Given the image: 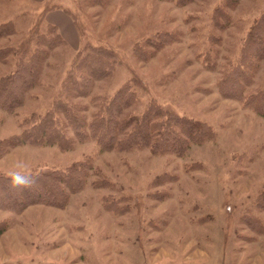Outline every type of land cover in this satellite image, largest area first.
<instances>
[{
  "label": "rangeland",
  "instance_id": "obj_1",
  "mask_svg": "<svg viewBox=\"0 0 264 264\" xmlns=\"http://www.w3.org/2000/svg\"><path fill=\"white\" fill-rule=\"evenodd\" d=\"M45 10L69 18L77 41L62 22V42L47 51L38 83L13 114L0 110V175L79 164L86 180L62 208L0 210L6 226L0 264H264V110L248 99L264 89V55L250 57L249 79L240 81L245 98L252 95L246 101L218 87L250 56L249 33L264 0H0V24H14L0 48H27L37 27L49 33ZM85 44L112 49L120 62L92 83L89 95L66 98L84 108L86 121L97 109L94 97L108 98L137 79L138 99L124 114L141 113L153 99L206 123L214 136L190 143L181 156L101 151L68 128L66 151L6 146L24 129L22 120L63 97L66 74ZM6 57L0 76L19 59Z\"/></svg>",
  "mask_w": 264,
  "mask_h": 264
},
{
  "label": "trees",
  "instance_id": "obj_2",
  "mask_svg": "<svg viewBox=\"0 0 264 264\" xmlns=\"http://www.w3.org/2000/svg\"><path fill=\"white\" fill-rule=\"evenodd\" d=\"M47 11H43L44 14ZM39 17L41 22L43 17ZM257 21L249 33L252 48H246V52L250 56L241 57L238 66L232 67L218 82L220 92L227 94V91V95L235 99L246 101L252 96L245 98L240 81L246 83L249 79L246 66L250 64V57L258 59L264 55V13ZM13 30L12 20L0 24V38L14 33ZM46 30L52 35L39 33L38 27L34 28L28 47L22 50L0 48V62L6 60L9 54L19 57L13 71L0 76V110L9 114L15 112L16 107L23 103L24 94L38 83L41 63L47 51L57 45L56 42H62L56 26L48 24ZM30 42L34 48H30ZM41 45L45 48H41ZM118 64L119 59L112 49L85 44L66 74L62 85L63 97L55 100L43 113H32L22 120L24 129L4 144L10 147L56 146L66 151L70 149L73 139L66 135L68 128L78 141L91 139L101 151L148 148L156 155L172 153L181 156L190 143L199 144L214 136L206 123L178 115L153 99L147 102L141 113L124 114V109H128L138 99L136 89L140 85L137 79L123 84L108 98L94 97L97 109L91 119L86 121L82 115L84 108L68 102L66 98L89 95L92 83L110 76ZM263 97L264 89L248 98L260 106L256 111L264 110V104L261 105ZM32 174L38 177L36 183L31 188L23 189L9 187L6 175H0V210L19 214L34 205L62 208L68 202V195L83 190L86 180L83 166L79 164L64 170L48 169ZM5 227V223H0V234Z\"/></svg>",
  "mask_w": 264,
  "mask_h": 264
},
{
  "label": "clouds",
  "instance_id": "obj_3",
  "mask_svg": "<svg viewBox=\"0 0 264 264\" xmlns=\"http://www.w3.org/2000/svg\"><path fill=\"white\" fill-rule=\"evenodd\" d=\"M17 169H22L23 165H16ZM9 187L14 189L31 188L37 181L38 177L27 171H12L6 174Z\"/></svg>",
  "mask_w": 264,
  "mask_h": 264
},
{
  "label": "crops",
  "instance_id": "obj_4",
  "mask_svg": "<svg viewBox=\"0 0 264 264\" xmlns=\"http://www.w3.org/2000/svg\"><path fill=\"white\" fill-rule=\"evenodd\" d=\"M32 1L40 2L42 0H32ZM50 12L51 11L47 12L45 14V16H43L47 21L46 23L56 26V28L59 31L60 29L62 30L61 24H63L62 22H64L67 25V29H69L72 32L74 39H76V41H77V33L74 29L72 21L69 18H67L66 16H64V14L63 15H60V14L57 15V14H50Z\"/></svg>",
  "mask_w": 264,
  "mask_h": 264
}]
</instances>
